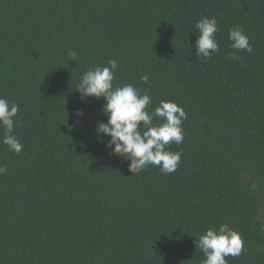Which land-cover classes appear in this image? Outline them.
<instances>
[{"label": "trees", "instance_id": "trees-1", "mask_svg": "<svg viewBox=\"0 0 264 264\" xmlns=\"http://www.w3.org/2000/svg\"><path fill=\"white\" fill-rule=\"evenodd\" d=\"M201 17L218 27L207 62L191 47ZM236 25L253 52L230 60ZM110 59L146 111L185 110L174 172L129 173L98 140L105 101L75 90ZM0 98L19 105L23 144L0 143V264H201L194 242L222 224L244 242L227 264H264V0H0Z\"/></svg>", "mask_w": 264, "mask_h": 264}, {"label": "clouds", "instance_id": "clouds-1", "mask_svg": "<svg viewBox=\"0 0 264 264\" xmlns=\"http://www.w3.org/2000/svg\"><path fill=\"white\" fill-rule=\"evenodd\" d=\"M195 29L199 35L191 47H195L196 57L207 62L219 51L215 39L218 31L217 21L215 18L201 17L195 24ZM228 39L231 41L230 47L234 50L228 54V59H240L237 55L240 51L249 54L253 52L249 38L239 25L229 30ZM68 56L75 60L77 52L69 49ZM117 68V61L110 59L107 66H96L84 72L76 86L75 91L80 94L82 100L92 97L96 100L103 98L105 101L102 113L107 117V122H98L96 125L95 133L98 140L101 134L110 138L105 147L110 150L111 155L129 162L127 169L129 173L137 174L149 165L159 167L163 174L174 172L180 163L182 153L167 149L170 144L183 143L182 124L187 119L185 110L173 101L161 100L151 113L146 111L152 104V98L148 94H141L133 84L113 86ZM140 79L145 84L149 83L148 75H142ZM18 112V104L0 98V127L5 132L0 143L15 154H20L23 149V144L13 135ZM76 114L82 115L79 111ZM154 120L160 122L154 123ZM7 171L6 165L0 166V175L6 174ZM194 244L195 249L203 253L204 259L201 264H227L226 257H237L244 248L241 235L228 224H222L218 230L206 229Z\"/></svg>", "mask_w": 264, "mask_h": 264}, {"label": "rangeland", "instance_id": "rangeland-1", "mask_svg": "<svg viewBox=\"0 0 264 264\" xmlns=\"http://www.w3.org/2000/svg\"><path fill=\"white\" fill-rule=\"evenodd\" d=\"M259 218H260L261 221L264 222V200H263L260 212H259Z\"/></svg>", "mask_w": 264, "mask_h": 264}]
</instances>
